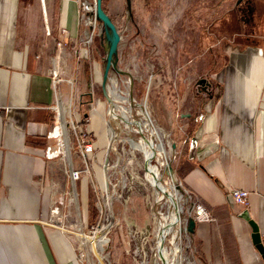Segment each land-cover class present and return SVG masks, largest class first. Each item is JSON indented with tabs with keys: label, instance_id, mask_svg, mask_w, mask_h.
<instances>
[{
	"label": "crops",
	"instance_id": "0c3cea01",
	"mask_svg": "<svg viewBox=\"0 0 264 264\" xmlns=\"http://www.w3.org/2000/svg\"><path fill=\"white\" fill-rule=\"evenodd\" d=\"M85 1L91 3L0 0V264H80L72 233L51 219V202L62 196L55 186L62 183L55 180L58 163L45 160L44 150L54 143L48 138L56 104L50 66L55 68L58 40L65 62L71 59L84 72L90 70L93 84L103 82H95L93 75L97 46L81 40ZM113 2L131 7V0ZM215 51L210 59L226 64L215 74H204L209 93L199 94L198 88L191 110H181L182 84L160 85L169 124L190 130L172 140L182 151L175 172L213 219L196 224L192 235L204 264H264L250 223L264 237V37L256 44L229 37ZM101 68L104 76L105 64ZM56 88L65 106V89L59 82ZM173 89L176 97L170 94ZM151 103L157 108L156 99ZM233 188L251 193L248 208L234 205ZM245 211L250 221L241 217Z\"/></svg>",
	"mask_w": 264,
	"mask_h": 264
},
{
	"label": "rangeland",
	"instance_id": "374dc122",
	"mask_svg": "<svg viewBox=\"0 0 264 264\" xmlns=\"http://www.w3.org/2000/svg\"><path fill=\"white\" fill-rule=\"evenodd\" d=\"M90 2L92 5L95 3L94 0ZM110 2L111 0H106V6L121 35V40L117 66L119 71L115 69L110 71L109 86H112V89L114 82L117 81L121 91L127 93L129 92L128 79L131 78V92L134 99L139 104L147 105L152 119L164 134H171L168 141L177 142L184 133H186L184 137L190 134V130L186 131L183 127L185 129L183 131L177 125L169 124V110L162 107L160 85L169 83L175 88V85L182 84L184 87L180 94L185 97V103L181 110L184 112L191 110L197 104L194 101V96L198 95L196 91L199 93L201 89L202 92L199 94L208 95L209 93L208 85L206 91L203 85H199L200 79L206 78L204 74L208 71L217 73L223 64H226L224 59L220 61L215 59L216 62L210 59V55L213 56L215 52H218L215 51V46L220 45V42L224 40H229V37L249 38L253 44L264 37V0H253V8L258 9L256 11L254 9L252 13L244 9L247 6V0H131V7L127 4L122 6L119 3L110 4ZM112 37L110 27L98 20L93 41L90 44L87 43L97 46L99 50L98 60L94 62L95 82L103 81L101 67L106 63L107 50ZM59 49H61L58 50L59 68L64 73L62 77L72 79L74 82L71 88H67L68 91H72L76 101L75 107L73 106V111L77 113L76 122L81 124L87 115L89 122L87 125L80 126V132H87L97 139L101 136V143L97 146L100 152L98 158L101 161L103 152L106 150L105 145L108 146L110 142V135L107 140V126L103 120V116H106L108 112V105L103 95L102 84L92 83L90 70L84 72L82 68H79L80 65L71 59L65 62L62 48ZM207 77L210 79V75ZM213 81L216 82L217 79ZM170 94L177 96L175 89ZM153 99H156L157 108L152 106ZM177 106L175 103L176 114ZM136 111L139 109L136 108ZM178 116L180 117V114ZM179 120L182 121V118L180 117ZM112 125L114 126L113 123ZM132 136L136 137L133 134ZM176 146L181 157L182 151L177 144ZM115 160L116 157L112 154V163ZM95 173L101 180L98 165L95 166ZM54 175L55 180L66 187V192L72 193L73 187L68 177L60 170L59 164ZM90 184L88 177H83L78 183V207L72 204L75 215L73 219H69L71 230L74 233L81 231L92 238L101 234L105 240V248L100 254L105 264H163L156 253V248L159 214L164 209L161 205L154 203L152 191L147 187L134 185L131 190L121 192L122 197H116L112 204L113 225L108 231L103 225L104 220L99 218L95 222L83 225L85 221L81 219L80 212L86 215L89 202L91 201L95 207L98 198ZM70 199L71 196H68L69 201ZM126 199L128 203H125ZM57 222L67 224L65 219L57 220ZM71 238L80 264H99L90 242L75 234H71ZM80 239L82 245H80ZM170 242L171 237L165 242L167 248L171 247ZM182 245L185 248L184 254L188 264L189 262L204 264L198 242L192 235L188 240H184Z\"/></svg>",
	"mask_w": 264,
	"mask_h": 264
},
{
	"label": "built area",
	"instance_id": "2783aa9c",
	"mask_svg": "<svg viewBox=\"0 0 264 264\" xmlns=\"http://www.w3.org/2000/svg\"><path fill=\"white\" fill-rule=\"evenodd\" d=\"M94 2V5L86 1L83 2L84 6L81 13V20L85 26L81 40L88 44L93 41L97 21L99 20L96 12V0ZM62 45L63 41L58 40L56 50L52 54L55 68L50 66L56 104L52 108L55 114V121L52 130L48 134V138L53 140L54 143L45 148L44 158L48 162L59 164L60 170L68 177L73 191L72 193H67L66 189H62L63 187L59 185L55 186V192L59 191L62 193V196L58 200L51 202V219L56 220L55 222L65 219L67 224H58L57 222L54 226L61 227L64 232L74 233L71 230L72 226L69 224V219H73L75 215V208L72 207V204H75L76 208L78 207L77 186L83 177L89 178L91 189L98 197L95 205L99 213L98 218L104 220L106 224L104 223L103 225H105V230L107 229L108 231L113 225L112 204L115 198H121V192L131 190L134 185L136 187H147L153 193L152 200H154V203L161 205V208L164 209L159 214L157 255L161 259L159 251V237L161 235L164 238L163 250L166 252L165 260L168 259L172 262L176 260L177 263L186 264L187 258L184 254L185 248L182 242L188 240L192 235L188 231L190 219H193L196 224L211 222L212 219L197 198L192 195L183 182L176 176L175 163L180 154L176 144L171 140L168 141L169 135L164 134L155 124L147 105L139 104L134 99L131 92L132 79H128L129 92L127 93H123L120 86L117 85L121 98L128 99V101L122 102L117 100L116 95H110L109 77L107 91L113 100L114 113L117 114V118L111 117L110 105L107 102L108 112L103 117V120L107 126V137L110 135V142L108 146L106 145V150L103 152V159L99 161L97 137L89 135L87 132L81 133L80 124L76 122L77 113L73 111L76 101L72 91H68L67 88H71L74 82L72 79L63 78L62 75L64 73L59 68L60 54L58 50ZM56 71L58 72L59 84L65 89L63 103L66 107L63 116L58 111L57 88L54 76ZM65 82L67 83L66 86ZM136 108L139 111H136ZM124 109L125 113L126 111L128 112L127 117L123 115ZM125 119H127V122H125ZM87 122H89V119ZM132 134L136 137H133ZM142 141L149 142L154 149L149 169L151 171L154 169V171L158 172V181L164 187L172 189L174 200L178 206L176 210L170 205L169 198L153 185L152 174L147 173L145 170V149L141 150L134 147V145L142 146ZM67 144H69L68 154H66ZM149 146H146L147 150L150 149ZM112 154L116 157L114 163H112ZM96 165L100 167L101 180L95 173ZM170 168L173 169L174 174L168 171ZM38 180L42 184L44 177L41 176ZM229 195L236 207L243 209L249 207L251 195L249 191L233 188L229 190ZM68 196H71L70 201L68 200ZM124 201L128 203V199ZM147 201H149V198H147ZM80 213L82 215L81 219L84 221L85 214L84 212L83 214L82 212ZM83 225H86L85 222H83ZM97 227L100 226L98 225ZM169 237H171V247L167 248L165 242ZM262 242L264 244V237H262ZM175 248L179 250L177 256L174 254ZM189 264L193 263L189 262Z\"/></svg>",
	"mask_w": 264,
	"mask_h": 264
},
{
	"label": "water",
	"instance_id": "95a60500",
	"mask_svg": "<svg viewBox=\"0 0 264 264\" xmlns=\"http://www.w3.org/2000/svg\"><path fill=\"white\" fill-rule=\"evenodd\" d=\"M102 3H103V0H96L97 17L100 21H102L104 24H106L107 26L110 27V29L112 30V35H113L112 39L109 42V46H108V50H107L102 88H103V95L106 98V101L110 105V114H113L114 113V104H113V100L111 99V97L109 96L108 91H107V81L109 78V73L112 69L119 71V69L117 68L118 63H117L116 54H117L119 42L121 40V35L117 29L116 24L113 22L111 17L105 12ZM199 85H203V88L206 91V86L209 85V83H208L206 78H202L199 81ZM149 157H150L149 155H146L145 170L147 171V173H152V171L149 169V164H150L152 156L150 158ZM168 171L171 172L172 174H174V171L172 168H170V170H168ZM153 185L157 188L156 183H153ZM157 189H159V188H157ZM161 192L167 196V194L165 192H163V191H161ZM241 217H243L247 221H250V216H249L248 211L243 212ZM250 223H251L253 230H254L253 242L256 246V249L262 255L263 260H264V244L262 242L261 234L259 233V230L255 226V224L251 221H250ZM195 229H196V222L193 219H190L189 227H188L189 233L192 235L195 234ZM72 234H75V233H72ZM163 248H164V238L160 235V237H159V251H160L161 259H162L163 264H164L165 259H164V254H163ZM94 255L97 258L99 264H105L103 257L101 256V254H99L97 252V250H94Z\"/></svg>",
	"mask_w": 264,
	"mask_h": 264
},
{
	"label": "bare ground",
	"instance_id": "6f19581e",
	"mask_svg": "<svg viewBox=\"0 0 264 264\" xmlns=\"http://www.w3.org/2000/svg\"><path fill=\"white\" fill-rule=\"evenodd\" d=\"M54 76H55V82L58 83L59 82V78H58V72L56 71L54 73ZM114 80V79H113ZM116 80V79H115ZM112 87V86H111ZM110 95L113 96V95H116L117 96V100H120L122 102H125V101H128L127 98H121L120 96V92H119V87L117 86V81L114 82V85H113V88L110 89ZM144 109V108H143ZM145 110V109H144ZM58 111L60 113L61 116H63L64 112H65V106L61 104V101L58 102ZM62 112V113H61ZM123 115L125 117H127L126 115H128V112L126 111L125 113V109H124V113ZM111 117L113 118H117V114L116 113H113L111 114ZM125 122H127V119H125ZM128 124H130V122H128ZM68 143V141H67ZM142 146L139 147V145H134V147L136 148H140L141 150H144L145 149V153L146 155H149L150 157L154 154V149L153 147H151L150 143L149 142H145V141H142ZM149 146V150L146 149V146ZM66 154L69 153V144L66 145ZM149 157V158H150ZM152 176H153V183H156V186L157 188H159L158 190L159 191H163L167 194L168 198H169V201H170V205L175 208V210L178 208L177 206V202L174 200V195H173V191L172 189H169L168 187H164L160 182H158V172L154 171V169H152ZM99 228V227H98ZM97 228V229H98ZM76 234V233H75ZM87 235V234H86ZM81 235V237L85 238L88 242L91 243L92 245V250H93V253H94V250H97V252L100 254V252L105 248V240H104V237L101 236V234H97L95 237L92 238V236H89V235ZM81 239H80V245L81 244ZM83 247V246H82ZM178 248H175V256H177L178 254ZM163 254H164V259L166 257V252L163 250ZM164 264H180V263H177L176 260H174V262L172 261H169L168 259L165 260V263Z\"/></svg>",
	"mask_w": 264,
	"mask_h": 264
},
{
	"label": "trees",
	"instance_id": "16d2710c",
	"mask_svg": "<svg viewBox=\"0 0 264 264\" xmlns=\"http://www.w3.org/2000/svg\"><path fill=\"white\" fill-rule=\"evenodd\" d=\"M102 5H103V8H104L105 12L111 17V15L109 14V10H108V8L106 6V0H103ZM111 19L113 20V17H111ZM113 22H114V20H113ZM87 120H88V116L85 115L84 120L80 124V126L87 125L88 124ZM97 218H98L97 209L94 207L93 203L90 201L89 204H88V207H86V215H85V218H84L85 224L88 225L89 222H95V221H97Z\"/></svg>",
	"mask_w": 264,
	"mask_h": 264
},
{
	"label": "flooded vegetation",
	"instance_id": "af4514ba",
	"mask_svg": "<svg viewBox=\"0 0 264 264\" xmlns=\"http://www.w3.org/2000/svg\"><path fill=\"white\" fill-rule=\"evenodd\" d=\"M253 0H247V6L244 9H247L249 13H252L254 8L252 6Z\"/></svg>",
	"mask_w": 264,
	"mask_h": 264
}]
</instances>
